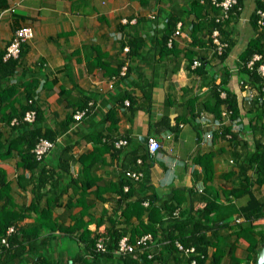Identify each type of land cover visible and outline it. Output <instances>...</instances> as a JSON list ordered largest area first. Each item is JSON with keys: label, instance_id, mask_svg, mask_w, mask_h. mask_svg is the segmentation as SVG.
Returning <instances> with one entry per match:
<instances>
[{"label": "crops", "instance_id": "1", "mask_svg": "<svg viewBox=\"0 0 264 264\" xmlns=\"http://www.w3.org/2000/svg\"><path fill=\"white\" fill-rule=\"evenodd\" d=\"M3 1L7 5L0 8V227L9 217L23 216L15 220L13 230L8 232L14 240L12 246L3 242V234L0 235V264H34L36 257L42 256L57 264H65L77 253L85 255V241L79 238V230L68 231L66 227L77 221L86 224L85 227L93 234L97 230V219H101L99 231H102L117 206L118 193L111 183L125 175L126 170L140 169L144 173L141 179L132 181L134 197L153 195L160 202L174 189H179L183 195L180 197L181 205L195 215L206 199L219 195V199L224 201L223 189L236 181L235 173L229 171L236 172L237 169L233 167L234 160L229 152H220L219 146L225 145L227 140L218 135L214 137L213 130L231 120L224 116L218 119L200 110L190 121L192 112L198 110L199 99L209 94L208 81L211 78L218 81L220 77L221 63L212 46L192 45L189 33L191 21L207 20L206 17L213 13L211 9H202L194 0ZM240 5V9H234L230 16L228 28L235 43L226 60L232 69L229 87L236 92L241 105L240 121L231 122L233 130L247 123V103L251 99L248 93L253 92L249 88L240 89L241 77L236 71V62L248 39L256 33L250 20L256 0H241ZM168 17L178 18L176 26L180 25L179 33L171 39L176 42L178 52L160 54L158 39L167 26ZM20 25H30L34 34L24 43L20 56L11 58L16 61L12 67L8 61L10 58H4V51L15 28ZM133 35L141 38L142 45L139 43L137 53L129 54L127 40ZM96 48L104 52L99 55L102 58H98ZM190 49L202 54L206 66L212 67V75L202 79L194 71L192 63L187 65L185 52ZM100 60H106L111 67L123 61L121 68L126 66L125 73L112 78L114 74L105 71L98 63ZM175 66L177 68L173 70ZM28 89H34L31 100L42 111L36 125L59 130L57 142H63L67 137L71 145V149L64 153L52 147L42 156L41 164L32 168L23 165L19 147L11 145L18 132L15 127L17 121L12 122V119L27 103ZM125 93L131 98L126 96L122 101ZM86 102L90 105L87 114L70 130L64 129L62 118L65 113L72 106L78 107ZM111 107L116 116L112 135L118 137L117 140L125 139L122 146L128 150L139 148L135 151L138 153L135 163H129V155L114 154L105 149V145L89 138L77 141L80 136L74 130L80 131L81 135L82 131L87 133L98 129L108 133L109 128L106 127L111 123L109 120L104 122L102 117ZM10 115L12 119L9 121ZM177 120L179 125L176 129L167 126L174 125ZM192 122L198 123V132ZM208 131L212 133L211 138L204 137ZM149 135L160 143L154 153L145 149ZM144 137L145 142L142 141ZM244 137L251 143L249 133ZM91 149L94 150V164L90 172L84 170L81 179L79 156ZM210 149L216 151V155L213 157V175L208 179L197 157ZM66 154L70 157L65 163L61 157ZM143 155L146 157L141 163ZM47 171L52 172L53 180L45 181L42 190L53 195L60 194V190L65 188L66 192L58 198L61 204L54 205V201L46 196L36 201L35 191H38L39 181L45 179ZM91 174L97 177L94 183H90ZM259 188L258 194L264 192L263 186ZM245 197L238 194L231 201L238 206ZM144 202L148 204V198ZM48 203L54 206L51 217L41 210ZM176 209L175 213L179 215V208ZM236 214L234 211L227 219L233 221ZM238 217L243 220V216ZM45 219H49L54 227H42L33 236L31 230L35 228V222ZM219 223L221 221L216 224ZM252 223V231L264 235V216L255 218ZM222 231H227L226 240L234 245L219 264H229L233 260L254 264L258 248L264 241L253 250L257 236L252 231L239 240L230 233V229ZM13 232H16V237ZM161 247L160 241L152 237L147 249L156 253ZM213 249L208 248L209 257L204 264H211ZM163 253V260L151 264H191L186 260L187 253L182 255L175 251L169 256L166 248Z\"/></svg>", "mask_w": 264, "mask_h": 264}, {"label": "trees", "instance_id": "2", "mask_svg": "<svg viewBox=\"0 0 264 264\" xmlns=\"http://www.w3.org/2000/svg\"><path fill=\"white\" fill-rule=\"evenodd\" d=\"M194 3L202 9H211L213 13L206 17L207 20L204 18L198 21H191V29L189 31L191 44L198 46L211 45L213 53L218 57L221 65L219 68V80L216 81L211 78L210 81H208L210 89L209 94L199 99L200 104L198 110L192 112L190 121L194 120V117L200 110L211 113L215 118H222L223 109L228 111V117L231 122L234 120L240 121L241 105L236 92L229 87L232 69L228 66L226 60L235 43V40L230 36L231 29L228 28L229 20L234 9L237 11L240 9L241 0H238L237 3L231 7L229 10V17L220 22L215 20L216 16L221 13L219 6L213 5L210 0H194ZM6 5L7 2L0 0V8ZM258 9L264 10V0H256L255 9L250 15L251 24L253 28L256 29V33L248 39L246 45L240 51L236 62V71L241 77V81L239 82L240 89L249 88L253 90V97L249 100V103L246 102L248 104V110L246 111L248 114V121L238 130L232 129L231 122L221 125L219 129L213 130L214 137L218 135L227 140L225 145L222 144L219 146L220 152H229L232 160H234L233 167L237 169L236 172H233V170L229 171L235 173L236 181L231 187L223 189V194L225 196L224 201L219 199V195L213 196L211 199H206L202 207L199 208L198 214L195 215L190 212L188 207L183 208V205H181L183 201L180 197L182 196L183 198V195H181L179 189H174L168 198L160 202H157L153 195L150 197H134L132 195L133 179L126 175H121L115 182L111 183L118 193V197L116 198L117 206L114 209V215L108 217V222L102 231H99V226L103 222L101 219H97V230H94L93 234H91L90 229L85 227L86 224H79L77 221L71 226L66 227L68 231L79 230V238L85 241L87 253L85 255L77 253L74 257L67 259L65 264H151L156 260H163V249L165 248L170 256L174 254L175 251L178 254L185 255L186 251L184 249L191 247H193V250L188 251L186 254V260L190 263L192 259H195L197 264H204L207 257H209L208 248L213 247L214 249L210 255L211 264H219L223 261L224 256L231 252L234 245L233 242H227L225 238L227 231L223 232L222 230L226 228L227 230L230 229V233L235 236L236 240H239V238L243 237L245 234L251 233L253 229L252 222L255 218L264 216V192L260 194L256 192L259 191V187H264V75L258 71V66L264 64V25L260 26L257 22L259 18ZM177 19L178 18L172 17L167 18V26L158 39L161 47L159 49L160 54L165 51L172 53L178 52L176 42L171 41V45L168 46L169 38L173 40V35L176 34ZM214 27L219 29L220 39L226 42L224 49L220 53L216 51L211 37V32ZM127 42L129 44V54L137 53L139 51V43L142 45V40L138 35L129 37ZM24 45L25 44L22 45L21 52ZM134 45L137 47L134 48ZM96 51L98 53V58H102L99 55H103L104 52L99 48H96ZM185 54L187 55V65L189 66L194 59L200 61L193 69L202 79H204L206 75H212L210 73L212 67L206 66L202 54L193 49L185 52ZM255 54L259 55L256 59L254 58ZM0 60H2V55H0ZM251 60L252 64L249 65L248 63ZM8 61L12 67L15 66L16 61L14 59L10 58ZM98 63L105 71H109L116 76L118 73L120 75V68L123 61H119L116 67H111L106 60H100ZM179 64L180 61L176 65L179 67ZM177 66H175L173 70L176 69ZM33 91L34 89L27 90V103L22 106V110L16 117L17 123L15 127H17L18 132L11 141V145L16 144L19 147L18 149L21 151L23 165L30 168L37 167L41 164L42 159H38L33 151L39 139L47 138L54 141L60 134L57 129L51 127L42 128L40 125H36V120L40 119L42 111L36 106L35 101L33 99L31 100ZM221 92H224V95H221ZM126 96L131 98L128 93H125L122 97V101ZM87 102L78 107L72 106V109L65 113L62 118L64 129L70 130L75 122L80 121V119L74 118V113L77 110L87 108L85 111V114H87L90 106ZM129 103H131V101H129ZM30 108L36 111L35 120L33 122L25 121L22 117L24 112ZM132 110H135V108L133 107ZM11 119L12 115L8 117L9 121ZM102 120L104 122L109 120L111 123V126L106 127L107 129L109 128L108 133L106 131L103 132L102 129H98L97 131H88L87 133L82 131L81 135L80 131L74 130L75 133L80 136L77 141L79 139L89 138L94 142L105 145V149L114 154H122L124 157L129 155V163H135L138 156V153L135 151L139 148H131L128 150V148L122 145H115V141L118 137L112 135V129L115 128L114 125L116 121L113 107L104 113ZM192 124L198 132V123L192 122ZM178 125L179 120H177L174 125L167 126L176 129ZM245 133H249L251 143H249L248 138L244 137ZM227 134H229V136H227ZM226 145L228 148H226ZM53 147L62 153L71 149L67 137L63 142L55 141ZM146 152L149 153V151ZM93 153L94 150L91 149L79 156L82 167L80 172L81 176L79 175L81 179L84 170L90 172L94 164ZM215 155L216 151L210 149L199 154L197 157L199 162L204 166L205 178H212L214 167L213 157ZM69 157L70 155L66 154V156L61 158L66 163ZM145 157L146 155L141 157V163ZM44 176L45 179L39 181L38 191H35L37 196L36 201L38 202L40 198H45L46 196V198H50L54 201V205L57 203L61 204L58 198L60 199L62 193L66 192V190H64L65 188L60 190V194L47 195L48 193L46 190H42V186H45V181L53 180V174L51 171H47ZM96 181L97 177L91 174L90 183ZM125 185H127V188L124 187ZM238 194H244L246 197L245 201L239 203L237 206L231 199L237 198ZM145 198H148L147 205L143 204ZM53 207L54 206L48 203L47 206L41 210L47 217H51V210ZM177 207L179 208V215L175 213ZM6 209L10 210L14 208L6 207ZM234 211H237V216L233 218V221L227 219ZM22 216L23 214L17 215L16 219ZM144 216H146V220H144ZM238 216H243V220L239 219ZM134 218H136V220H134ZM16 219L9 217L0 227V235L3 234V237L5 236L7 238V244L11 246L14 244V240L9 237L10 234L8 235L6 229H8L7 225L9 224L14 227ZM218 221H221V223L216 224ZM34 227L35 228L31 231L33 236H36L42 227L52 228L54 226L50 225L49 219H45L43 222L42 220L36 221ZM146 232L151 233L152 237H156V239L160 241L162 247L158 252L150 253L147 248L136 249L135 252L126 253H117L115 251L118 241L122 236H126L129 241L133 242L136 237ZM255 232L256 231H252V233ZM13 234L16 237V232H13ZM255 234L257 240L256 243L253 244V250H256L257 245L264 241V235ZM99 237H103V248L96 247V241ZM178 243L182 245V248H179ZM37 263L57 264L47 256L36 257L34 264ZM229 264L241 263L239 260H233V262Z\"/></svg>", "mask_w": 264, "mask_h": 264}, {"label": "built area", "instance_id": "3", "mask_svg": "<svg viewBox=\"0 0 264 264\" xmlns=\"http://www.w3.org/2000/svg\"><path fill=\"white\" fill-rule=\"evenodd\" d=\"M210 1L213 5L219 6L221 9L220 15L216 16V18H215V20L217 22H220V21H223L229 17V10L231 9V7L235 3H237L238 0H210ZM258 13H259V18H258L257 22L260 26H262V25H264V10L258 9ZM179 27H180V25L178 24L177 29L175 31L176 34L179 33ZM33 34H34L33 28L30 25H20V26L16 27L11 38H10V40H9V43L5 47L4 58H6V59L18 58L20 56L22 45L25 42H27L29 39H31L33 37ZM211 37H212V41L216 47V51L218 53L222 52V50L224 49V46L226 45V42H224L220 39V32H219V29L217 27H214L212 29ZM170 42H171V38H169L168 44ZM258 57H259V55L255 54L254 58L256 59ZM199 63H200V61L198 59H194L192 62V65L196 66ZM248 64L251 65L252 60ZM125 69H126V66H123L121 68L120 73L124 74ZM258 71L264 75V64H260L258 66ZM112 78H114V75L112 76ZM222 95H224V93H222ZM248 95H249V98H252L253 92L248 93ZM86 109L87 108L82 109V110H77L74 113V118L80 119L85 114ZM222 115L224 117H228L229 113L226 109H223ZM35 116H36L35 109H28L25 111V113L23 115V119L25 121H28V122H33L35 120ZM15 121H16V118L12 119V122H15ZM211 136H212L211 131H208L204 135V137H207V138H211ZM227 136H229V134H227ZM57 139H55L54 141L47 139V138L39 139V141L36 143V145L33 148V151H34L36 157L38 159L42 158V156L54 146L55 141H57ZM124 143H125V139H122V138L115 141V144L117 146L122 145ZM146 143H147V151H149V153H154L160 146L159 141L153 135L147 136ZM143 174H144L143 171L140 169H133V170H126L125 171L126 176H128L132 179H135V180L141 179ZM124 187L127 188V185H125ZM144 204H147V202H144ZM11 230H13V225H10L8 227L7 233ZM1 240L3 242L7 243V238L5 236L2 237ZM151 241H152V234L149 232H146L142 235H139L138 237L135 238V240L133 242L129 241L126 236H122L118 241V245H117V248L115 249V251L118 253L135 252L136 249L147 248V246L149 245V243ZM178 246H179V248H182V245L180 243H178ZM96 247L97 248H103V237L98 238V240L96 241ZM184 250L186 251V253H188V251L193 250V247L186 248ZM72 264H78V263H72ZM191 264H197L195 259L191 260Z\"/></svg>", "mask_w": 264, "mask_h": 264}, {"label": "water", "instance_id": "4", "mask_svg": "<svg viewBox=\"0 0 264 264\" xmlns=\"http://www.w3.org/2000/svg\"><path fill=\"white\" fill-rule=\"evenodd\" d=\"M142 141L145 142V137L142 138ZM263 263H264V243H262L258 248L254 264H263Z\"/></svg>", "mask_w": 264, "mask_h": 264}, {"label": "rangeland", "instance_id": "5", "mask_svg": "<svg viewBox=\"0 0 264 264\" xmlns=\"http://www.w3.org/2000/svg\"><path fill=\"white\" fill-rule=\"evenodd\" d=\"M226 239H228L227 237H225Z\"/></svg>", "mask_w": 264, "mask_h": 264}]
</instances>
